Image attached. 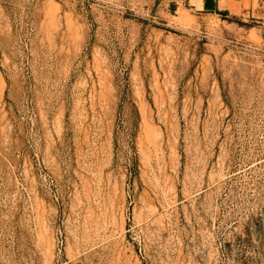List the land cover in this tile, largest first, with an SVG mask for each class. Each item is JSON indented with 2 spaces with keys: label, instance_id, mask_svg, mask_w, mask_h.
Masks as SVG:
<instances>
[{
  "label": "rangeland",
  "instance_id": "rangeland-1",
  "mask_svg": "<svg viewBox=\"0 0 264 264\" xmlns=\"http://www.w3.org/2000/svg\"><path fill=\"white\" fill-rule=\"evenodd\" d=\"M0 264H264V21L0 0Z\"/></svg>",
  "mask_w": 264,
  "mask_h": 264
},
{
  "label": "crops",
  "instance_id": "crops-1",
  "mask_svg": "<svg viewBox=\"0 0 264 264\" xmlns=\"http://www.w3.org/2000/svg\"><path fill=\"white\" fill-rule=\"evenodd\" d=\"M195 15L224 17L241 22L264 21V0H175Z\"/></svg>",
  "mask_w": 264,
  "mask_h": 264
}]
</instances>
